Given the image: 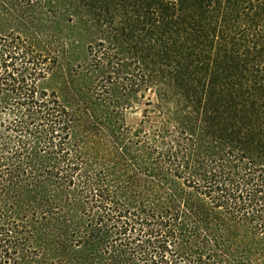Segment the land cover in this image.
Here are the masks:
<instances>
[{
	"label": "trees",
	"instance_id": "16d2710c",
	"mask_svg": "<svg viewBox=\"0 0 264 264\" xmlns=\"http://www.w3.org/2000/svg\"><path fill=\"white\" fill-rule=\"evenodd\" d=\"M0 264H264V0H0Z\"/></svg>",
	"mask_w": 264,
	"mask_h": 264
},
{
	"label": "rangeland",
	"instance_id": "374dc122",
	"mask_svg": "<svg viewBox=\"0 0 264 264\" xmlns=\"http://www.w3.org/2000/svg\"><path fill=\"white\" fill-rule=\"evenodd\" d=\"M158 103L152 94L145 97L132 108L125 112V119L129 125L138 126L144 121V129L150 131V122L146 116L153 117V111L157 109Z\"/></svg>",
	"mask_w": 264,
	"mask_h": 264
}]
</instances>
